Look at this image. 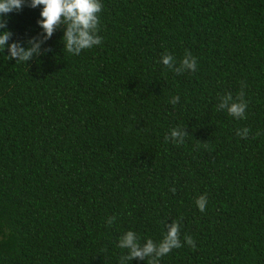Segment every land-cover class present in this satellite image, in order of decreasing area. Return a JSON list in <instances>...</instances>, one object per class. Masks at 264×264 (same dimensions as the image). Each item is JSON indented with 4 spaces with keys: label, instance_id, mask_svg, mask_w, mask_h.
I'll list each match as a JSON object with an SVG mask.
<instances>
[{
    "label": "trees",
    "instance_id": "1",
    "mask_svg": "<svg viewBox=\"0 0 264 264\" xmlns=\"http://www.w3.org/2000/svg\"><path fill=\"white\" fill-rule=\"evenodd\" d=\"M102 3L79 55L64 28L28 62L0 51V264H119L124 233L159 243L173 221L183 246L160 264H264V0ZM42 8L5 16L9 44L42 35ZM186 51L194 72L161 62ZM242 88L246 119L217 111Z\"/></svg>",
    "mask_w": 264,
    "mask_h": 264
},
{
    "label": "clouds",
    "instance_id": "2",
    "mask_svg": "<svg viewBox=\"0 0 264 264\" xmlns=\"http://www.w3.org/2000/svg\"><path fill=\"white\" fill-rule=\"evenodd\" d=\"M26 3L31 8L43 6L40 13L41 19L38 21L42 28V35L29 39L28 47H24L19 41L9 44L13 33L7 29L5 16L13 11L22 10ZM103 8L102 0H0V29H3L0 31V51L3 52L7 48L9 53L7 59L28 62L42 55L45 50L41 48V45L50 39L57 29L64 28L62 37L64 51L79 55L82 50L91 49L102 43L103 37L99 33L100 14ZM161 62L177 74L185 71L194 72L197 69V60L190 51H186L178 66L171 53L164 54ZM179 99V96H174L169 102L176 104ZM216 108L217 111L226 110L230 116L237 119H246L248 102L244 99L243 88L235 98L231 92L222 95ZM249 132L250 129L244 127L237 130V135L247 138ZM188 134L186 128H173L170 137H165V140L171 139L177 145L183 144ZM256 135L259 136L260 133L257 132ZM175 190V187L171 189L173 192ZM196 204L199 210L204 212L207 206V196H199ZM115 219V217L108 218V225L111 226ZM184 240L195 250L196 243L190 235H185ZM182 246L180 225L177 221L167 225V232L159 243L147 239L141 244L137 234L129 230L120 237L117 244L118 248L127 250L126 254L120 256L119 264H130L134 259L146 260L147 264H160L162 257Z\"/></svg>",
    "mask_w": 264,
    "mask_h": 264
}]
</instances>
